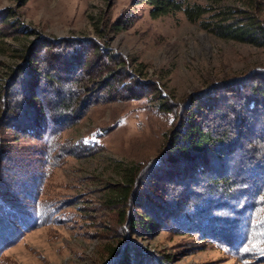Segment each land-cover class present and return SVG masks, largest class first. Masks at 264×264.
I'll return each mask as SVG.
<instances>
[{
    "label": "rangeland",
    "instance_id": "rangeland-1",
    "mask_svg": "<svg viewBox=\"0 0 264 264\" xmlns=\"http://www.w3.org/2000/svg\"><path fill=\"white\" fill-rule=\"evenodd\" d=\"M191 1L252 9L264 23V0H250L254 8L249 0ZM41 37L103 45L97 55L84 47L83 78L101 79L124 64L127 70L109 82L119 89L128 73L141 82L122 85L131 97L101 98L41 138L0 125V149L6 146L0 151L6 199L0 206V264H100L105 248L120 238L114 205L126 169L154 157L171 125L172 116L160 113L162 100L178 103L213 81L264 66V44L216 37L182 12L153 18L142 0H0V88L21 53ZM48 48L53 50L51 42L39 50L46 55ZM258 201L248 243L235 251L176 227L173 222L181 220L175 216L155 220L149 234L133 235L163 264H264L263 194Z\"/></svg>",
    "mask_w": 264,
    "mask_h": 264
},
{
    "label": "trees",
    "instance_id": "trees-1",
    "mask_svg": "<svg viewBox=\"0 0 264 264\" xmlns=\"http://www.w3.org/2000/svg\"><path fill=\"white\" fill-rule=\"evenodd\" d=\"M142 1L153 18L182 12L216 37L264 44L263 20L252 9H212L191 0ZM248 4L255 6L250 0ZM50 42L53 50L42 55L39 48L47 50ZM86 46L94 48V55L98 48L106 49L81 37H41L28 45L0 88V125L41 138L51 125L57 129L78 119L101 98L131 97L120 91L122 85L141 81L129 71L119 89L109 82L114 73L127 70L124 64L101 79L83 78ZM101 88L106 92L100 93ZM159 107L172 116L171 125L154 157L126 169L114 205L120 238L105 248L100 264H163L133 235L151 233L163 216L179 218L173 222L176 227L206 234L230 251L248 243L258 196L264 195V66L213 81L178 103L167 97ZM4 203L0 192V206Z\"/></svg>",
    "mask_w": 264,
    "mask_h": 264
}]
</instances>
